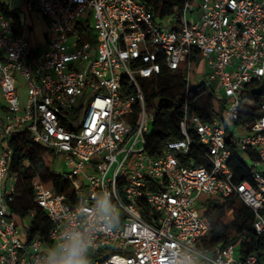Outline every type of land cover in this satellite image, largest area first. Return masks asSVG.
Masks as SVG:
<instances>
[{
    "label": "built area",
    "instance_id": "2783aa9c",
    "mask_svg": "<svg viewBox=\"0 0 264 264\" xmlns=\"http://www.w3.org/2000/svg\"><path fill=\"white\" fill-rule=\"evenodd\" d=\"M5 3L0 264H43L66 221L92 231V264H165L175 243L203 264H264V251L244 254L239 241L206 242L200 211L205 197L235 196L264 234V0H184L164 20L140 0H25L28 12L46 20L43 45L14 33ZM164 70L183 76L181 137L153 155L147 139L155 105L141 82ZM209 81V117L189 116L192 88ZM23 129L69 169L53 173L71 182L72 197L41 182L33 187V201L52 222L47 239L27 240L25 217L17 222L8 208L18 176L9 171L7 142ZM109 191L120 216L116 231L98 223L96 201Z\"/></svg>",
    "mask_w": 264,
    "mask_h": 264
},
{
    "label": "trees",
    "instance_id": "16d2710c",
    "mask_svg": "<svg viewBox=\"0 0 264 264\" xmlns=\"http://www.w3.org/2000/svg\"><path fill=\"white\" fill-rule=\"evenodd\" d=\"M140 1L152 12L155 19L164 20L178 9L184 0ZM2 11L12 20L15 34L32 36V25L27 23L24 17L20 16L7 2L3 5ZM88 27L89 22L86 24L85 31ZM204 84L199 83L191 90L189 102H187L189 116L197 114L203 118L209 117L214 93L212 85ZM141 85L145 98L154 102L155 105L152 132L147 139V150L150 154L158 155L163 151L168 140L181 137L179 122L183 117L185 103L183 76L164 70L157 78L143 80ZM7 144L12 150L9 171L18 176L17 193L14 200L8 202V208L17 222L28 216L30 212H34L30 222L26 226L23 225L27 240L39 234L47 239L52 222L46 212L32 199L34 184L41 182L45 186H53L57 191L72 197L71 182L50 170L47 156H56L46 147L34 142L25 129L11 136ZM200 162L201 159L196 155L194 163ZM200 211L209 227V237L206 242L210 245H224L239 241L244 254H260L264 251V234L254 230L252 211L235 196L223 199L217 196L205 197Z\"/></svg>",
    "mask_w": 264,
    "mask_h": 264
},
{
    "label": "clouds",
    "instance_id": "9594fccd",
    "mask_svg": "<svg viewBox=\"0 0 264 264\" xmlns=\"http://www.w3.org/2000/svg\"><path fill=\"white\" fill-rule=\"evenodd\" d=\"M114 200L109 191L96 201V208L99 209L98 223L112 231L120 228V216L112 209ZM92 245V231L87 227H73L70 221H66L56 241L42 253L43 264H92ZM184 247L181 243H175V247L165 250V264H203L202 258L198 259L191 249L185 253Z\"/></svg>",
    "mask_w": 264,
    "mask_h": 264
},
{
    "label": "rangeland",
    "instance_id": "374dc122",
    "mask_svg": "<svg viewBox=\"0 0 264 264\" xmlns=\"http://www.w3.org/2000/svg\"><path fill=\"white\" fill-rule=\"evenodd\" d=\"M6 2L8 3V5L15 9V11L22 17L25 18V20L27 22H31L33 24L32 27V37L37 39L41 38V30L44 28V25L46 23V20L44 17H42L39 13L35 14L32 16V18L28 16V11L25 8L24 2L25 0H6ZM37 12V11H36ZM32 15V14H31ZM182 68H185V65L182 64ZM16 79L17 82H19V90H20V100L21 102H24L25 98H26V86L22 80V78L20 77L19 74H16ZM209 85H213L214 82L213 81H209L208 82ZM2 98H1V94H0V106L2 105ZM47 159L49 161V168L52 172L58 173V172H67L69 169L66 166L65 162L63 161L62 158L60 157H53V155H48ZM31 217L30 216H26L24 218V222L23 225H27L30 222Z\"/></svg>",
    "mask_w": 264,
    "mask_h": 264
},
{
    "label": "crops",
    "instance_id": "0c3cea01",
    "mask_svg": "<svg viewBox=\"0 0 264 264\" xmlns=\"http://www.w3.org/2000/svg\"><path fill=\"white\" fill-rule=\"evenodd\" d=\"M29 14H28V16H29V18L31 17L32 18V16L33 15H35V14H37V13H39L38 11L36 12V11H32V12H28ZM32 14V15H31ZM40 14V13H39ZM41 15V14H40ZM42 16V15H41ZM43 17V16H42ZM25 19V18H24ZM26 21V20H25ZM27 22V21H26ZM27 23H29L30 25H32V27H33V24L31 23V22H27ZM33 32V31H32ZM40 34H41V38L39 39L38 38V40L37 39H35V38H31L32 36L31 35H29V37H30V40L32 41V42H36V43H38V44H40V45H43L44 44V42H45V37H46V23H45V25H44V28L41 30V32H40ZM2 98V97H1ZM16 219V218H15ZM19 223H21V221L19 222Z\"/></svg>",
    "mask_w": 264,
    "mask_h": 264
}]
</instances>
